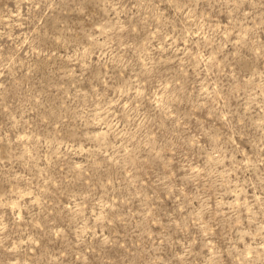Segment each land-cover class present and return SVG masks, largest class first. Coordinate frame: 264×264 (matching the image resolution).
<instances>
[{"label": "rangeland", "instance_id": "374dc122", "mask_svg": "<svg viewBox=\"0 0 264 264\" xmlns=\"http://www.w3.org/2000/svg\"><path fill=\"white\" fill-rule=\"evenodd\" d=\"M0 264H264V0H0Z\"/></svg>", "mask_w": 264, "mask_h": 264}]
</instances>
